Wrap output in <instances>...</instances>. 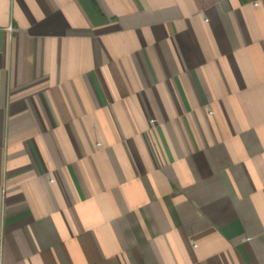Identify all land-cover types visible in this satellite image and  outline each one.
Wrapping results in <instances>:
<instances>
[{"label":"crops","instance_id":"1","mask_svg":"<svg viewBox=\"0 0 264 264\" xmlns=\"http://www.w3.org/2000/svg\"><path fill=\"white\" fill-rule=\"evenodd\" d=\"M0 264H264V0H0Z\"/></svg>","mask_w":264,"mask_h":264}]
</instances>
